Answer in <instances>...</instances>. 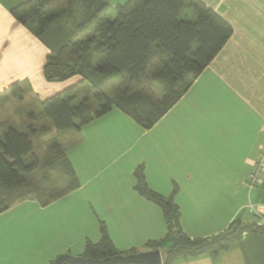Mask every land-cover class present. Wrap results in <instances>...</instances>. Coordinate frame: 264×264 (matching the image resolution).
<instances>
[{
    "label": "trees",
    "instance_id": "16d2710c",
    "mask_svg": "<svg viewBox=\"0 0 264 264\" xmlns=\"http://www.w3.org/2000/svg\"><path fill=\"white\" fill-rule=\"evenodd\" d=\"M49 1L29 0L13 8L11 15L48 49L43 68L47 83L81 79L41 104L40 116L50 120L57 132L80 131L113 109L144 130L153 129L221 52L233 32L225 19L200 0H129L114 8L113 21L109 19L112 8L102 0H67L66 7L57 12ZM186 10L194 18L184 17ZM70 21L73 25L76 22L73 31L68 28ZM79 34L83 38H74ZM96 56L100 57L97 63ZM21 87L16 83L3 93L1 105L10 99L23 100ZM91 93L96 108L90 105ZM77 99L80 102L75 105ZM31 117L38 119L34 114ZM0 128L4 130L0 134V215L31 200L48 206L80 188L66 151L53 136V146L42 161L34 142L41 134L33 126L27 133L8 125ZM37 171H41V180L33 177ZM134 178L137 193L162 212L167 232L160 240L148 241L144 248L160 250L163 264L218 257L245 233L264 238V224L258 219H237L222 234L192 239L181 226L180 208L174 201L177 188L169 197L150 189L144 165L136 169ZM100 235L98 243L86 242L80 257L103 260L140 253L120 252L104 222H100Z\"/></svg>",
    "mask_w": 264,
    "mask_h": 264
},
{
    "label": "crops",
    "instance_id": "0c3cea01",
    "mask_svg": "<svg viewBox=\"0 0 264 264\" xmlns=\"http://www.w3.org/2000/svg\"><path fill=\"white\" fill-rule=\"evenodd\" d=\"M27 1L0 0V93L9 92L12 85L30 78L45 101L81 79L76 77L63 83L45 81L43 68L48 49L32 30L11 15L13 8ZM102 1L116 8L129 0ZM200 1L225 19L233 32L179 102L153 129L142 132L136 140L139 166L145 167L148 186L164 197L171 196L177 188L174 201L180 208L181 226L192 239L222 234L237 219L264 218V174L257 187L246 186L264 142V0ZM120 122L128 123L120 110L114 109L76 131L79 144L75 149L81 152L86 165L95 166L104 159L107 162L118 143L128 142L126 136L118 133ZM68 158L76 173H80L73 156ZM127 201L134 205L132 211L142 215L154 205L136 192H131ZM24 205L26 202L16 208ZM5 214L8 212L0 215V264H13L16 259L18 263L27 260L28 264H52V257L63 254L80 257L85 251L86 245L71 254L72 245H68L46 258L40 247L26 252L22 250L24 245L18 246L13 241L17 217L10 220ZM107 229L120 252L145 251L143 244L120 245L111 228ZM164 236L162 233L152 241ZM85 240L98 243L100 238L95 235ZM13 244L22 248L18 256L10 253ZM175 264H264V238L245 233L241 241L218 257L182 259Z\"/></svg>",
    "mask_w": 264,
    "mask_h": 264
},
{
    "label": "rangeland",
    "instance_id": "374dc122",
    "mask_svg": "<svg viewBox=\"0 0 264 264\" xmlns=\"http://www.w3.org/2000/svg\"><path fill=\"white\" fill-rule=\"evenodd\" d=\"M49 2L55 12L64 9L67 4V0H50ZM111 8L109 19L113 21L116 18V12L113 7ZM188 13L189 16L187 17ZM191 13L190 10H186L183 15L192 19ZM74 25L73 21H70L68 28L73 31ZM74 38H83V36L79 34ZM99 59L100 57L96 56L95 63ZM152 64H154V60ZM18 83L22 85L23 100L10 99L8 103L3 104L4 107L0 103V126L8 125L21 133L29 132L28 128L33 126L41 134V138L34 139V142L35 152L42 161L46 159L47 151L53 146V141L50 140L53 136V140L64 148L67 155L73 156L76 168L80 172L76 174L81 181L79 180V189L48 206H43L39 201L31 200L26 201L24 206L16 208L18 206L16 205L7 211L8 214H5L7 216H4L6 219L11 220L17 217L15 219L17 230L13 233L15 234L13 241H16L18 246L24 245V249H22L13 244L10 253H15L14 255L18 256L20 249L27 252L40 247L45 253L43 257L46 258L47 255L54 256L53 254L57 250H63L68 245H72L71 254H75L79 252V247L86 245L85 238H93L95 235L101 238L100 222H104L106 227L111 228L112 233L116 236V241L122 246L127 243L145 246L148 241L159 238L162 233L164 236L167 232L165 222L163 215H161L162 212L155 204L149 213L144 211L145 213L142 215L139 211H132L134 205L127 201L131 192L137 193L133 172L139 166L141 159L136 140L142 132L149 130H144L120 111L124 119L128 121V123H118L120 125L118 133L128 138V142L125 143L126 147L124 143L121 145L118 143L117 149L112 152L107 162L104 159L95 166L91 163L86 165L81 152L75 149L79 144V133L75 130L57 132L50 120L40 116L41 104L44 102L43 93H39L38 88L31 84L30 78H25ZM3 96L4 94L0 93V98ZM91 96L90 105L96 108L93 93ZM79 102L80 99H77L75 105ZM31 114L38 117L37 121H33ZM1 129L0 134L3 130ZM108 132L113 135L112 132ZM94 152L100 154L98 149H95ZM40 172H35L33 177L41 180ZM25 217L30 218L26 219ZM23 222H26V225H22ZM68 236H71L72 241L71 238H66ZM24 240L25 243H23ZM52 258L55 262L58 257ZM13 264H28V262L25 260L18 263V259H16Z\"/></svg>",
    "mask_w": 264,
    "mask_h": 264
},
{
    "label": "water",
    "instance_id": "95a60500",
    "mask_svg": "<svg viewBox=\"0 0 264 264\" xmlns=\"http://www.w3.org/2000/svg\"><path fill=\"white\" fill-rule=\"evenodd\" d=\"M54 264H163V258L160 250L145 251L127 256L119 255L103 260L73 257L64 254L60 255Z\"/></svg>",
    "mask_w": 264,
    "mask_h": 264
},
{
    "label": "built area",
    "instance_id": "2783aa9c",
    "mask_svg": "<svg viewBox=\"0 0 264 264\" xmlns=\"http://www.w3.org/2000/svg\"><path fill=\"white\" fill-rule=\"evenodd\" d=\"M264 174V142L261 148V153L259 159L247 181V187L249 189H254L260 184L261 178ZM258 220L260 224H264V218L258 216Z\"/></svg>",
    "mask_w": 264,
    "mask_h": 264
}]
</instances>
